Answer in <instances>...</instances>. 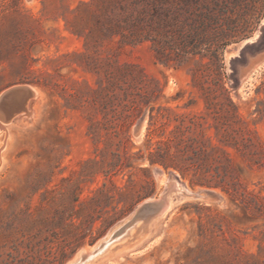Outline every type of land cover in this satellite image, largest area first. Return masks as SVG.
Instances as JSON below:
<instances>
[{
  "label": "rangeland",
  "instance_id": "374dc122",
  "mask_svg": "<svg viewBox=\"0 0 264 264\" xmlns=\"http://www.w3.org/2000/svg\"><path fill=\"white\" fill-rule=\"evenodd\" d=\"M194 2L0 0V96L14 89L0 105L9 119L0 120V264L22 263L31 246L41 248L61 229L48 219L97 217L86 241L105 232L68 264L143 203L161 200L173 180L178 190L162 215L86 264L264 259V49L237 63L231 91L256 145H224L212 125L236 116L228 106V114L206 108L192 79L200 56L177 61L167 48L161 60L157 50L177 34ZM146 31L160 45L135 38ZM259 33L226 48L228 76L231 59ZM118 67L135 79H113ZM192 117L200 125L183 136ZM211 139L223 152L215 161L201 154L211 150ZM159 140L178 154L181 169L150 163ZM102 187L106 194L97 193ZM146 210L144 204L142 215Z\"/></svg>",
  "mask_w": 264,
  "mask_h": 264
},
{
  "label": "trees",
  "instance_id": "16d2710c",
  "mask_svg": "<svg viewBox=\"0 0 264 264\" xmlns=\"http://www.w3.org/2000/svg\"><path fill=\"white\" fill-rule=\"evenodd\" d=\"M186 13V18L178 25L177 34L165 39L162 45L159 44L157 39L152 37L150 31L137 35L135 38L140 40L153 38L158 42L160 46H158L157 50L161 60L165 59L167 48L175 51L174 59L177 61H181L186 55H199L200 66L192 70V79L194 85L202 91L206 108L212 113H218L221 110L228 114L230 111L228 107H230L232 114L236 116L226 122H221L217 120L218 117H215L217 121L212 126L215 129L216 139L224 145L238 147L237 145L241 144L245 148H251L256 145L254 137L248 125L238 116V106L231 97V91L238 84L237 63L245 64L249 52L255 54L264 49V25H261L264 17V0H195L193 4L189 3L187 5ZM258 29H260V33L257 39L248 43L241 49L238 56L231 59L232 72L228 76L225 71L226 48L230 44L253 37ZM144 30H146V27H144ZM110 74L113 79L124 80V78L128 77H131V80L135 79L131 73L124 71L121 67H118L117 71H111ZM227 78H233L234 83L228 86ZM125 80L127 82L131 81ZM145 87V85L141 87L146 92L142 96L148 98L147 93H149L150 89ZM217 106L219 107L217 108ZM153 118L151 117V121ZM198 124L200 125V121L192 117L191 125L182 130L180 129L181 133L184 136L186 128H193ZM159 143L158 149L150 152V163H160L166 168L181 169L175 159L178 154L168 148H161V143H165V141L159 140ZM210 143L211 150L208 152L204 150L201 154L207 160H218L221 155V153H218L219 151L222 152V147L214 143L212 139ZM117 158H119V154H117ZM106 191L102 187L98 189L97 193L106 194ZM91 201L99 205V201L95 196L91 197ZM122 213L124 214V211ZM118 218H113L108 225ZM96 219L97 217H91L83 221L80 220L79 215L70 216L69 221L64 216L48 219V223H59L61 229L51 231V234L44 239L45 243L41 248L31 246L22 263L18 264H64L87 241L93 243L97 237L105 232L106 227L99 231L97 236H90L86 241L87 230ZM247 262L244 264H264V259L253 257V260H248ZM196 264L232 263L225 259L217 258L214 261L213 259L211 261L199 259Z\"/></svg>",
  "mask_w": 264,
  "mask_h": 264
},
{
  "label": "bare ground",
  "instance_id": "6f19581e",
  "mask_svg": "<svg viewBox=\"0 0 264 264\" xmlns=\"http://www.w3.org/2000/svg\"><path fill=\"white\" fill-rule=\"evenodd\" d=\"M19 87L24 88L25 90L29 91L31 94H35V90L28 85H22ZM12 92H13L12 89H8L0 96V105L2 104L4 98L6 96H9ZM0 120L3 122V124L8 123V121H9V119H6L1 114H0ZM170 185H171L170 189L164 195L161 196L162 197L161 200H159V201L148 200L137 208V210L134 212V214L131 215L134 217L132 223L130 225L124 227V229L122 230V232L120 233L119 237L116 240L120 241L126 237L132 236L134 234V232L144 228L147 222H150L152 219L162 215L166 211V209L169 207V204H171L170 201L172 200V198L175 195L173 191L178 190V187L176 185L175 180L171 181ZM144 204H147V210L145 212H147L148 215H142V213L140 212L142 210V206ZM117 227H119V225H117ZM116 240H113L110 237H105V239H103L99 243V245L96 249H92L88 253V255L84 261H83L84 256H82V254L84 253V251H83L81 253V256L77 260H71L68 264H71L73 262H74L73 264H86V263L92 261L94 258H96V257L104 254L106 251H108L110 249V247L113 245V243L117 242Z\"/></svg>",
  "mask_w": 264,
  "mask_h": 264
},
{
  "label": "water",
  "instance_id": "95a60500",
  "mask_svg": "<svg viewBox=\"0 0 264 264\" xmlns=\"http://www.w3.org/2000/svg\"><path fill=\"white\" fill-rule=\"evenodd\" d=\"M19 87H16L15 88V90L16 89H18ZM13 91H14V89H13ZM133 216H130L127 220H125V221H123V222H121V223H119L118 225H119V227H117V225L108 233V235L107 236H105V237H110V238H112L113 240H116L118 237H119V235H120V233L122 232V230L124 229V227H126V226H128V225H130L131 223H132V221H133ZM105 237L104 238H102L101 240H99V241H97L93 246H91V247H89V248H87V249H81V250H79L78 251V253L76 254V256H75V258L73 259V260H77L80 256H81V253L84 251V253L82 254V256H84V259H83V261L86 259V257H87V255H88V253L92 250V249H96L97 247H98V245H99V243L103 240V239H105ZM116 241H118V240H116ZM100 255V254H99ZM74 263V262H73ZM73 263H71V264H73Z\"/></svg>",
  "mask_w": 264,
  "mask_h": 264
}]
</instances>
